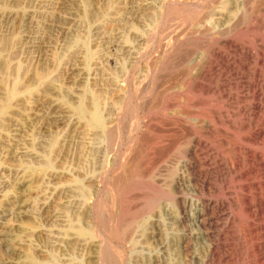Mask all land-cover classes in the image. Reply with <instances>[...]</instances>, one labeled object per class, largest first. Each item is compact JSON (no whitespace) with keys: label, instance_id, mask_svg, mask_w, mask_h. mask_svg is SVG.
Instances as JSON below:
<instances>
[{"label":"rangeland","instance_id":"1","mask_svg":"<svg viewBox=\"0 0 264 264\" xmlns=\"http://www.w3.org/2000/svg\"><path fill=\"white\" fill-rule=\"evenodd\" d=\"M263 24L264 0H0V62L26 84L10 103L0 82V264H264L245 204L264 209ZM96 104L101 125L80 116Z\"/></svg>","mask_w":264,"mask_h":264},{"label":"bare ground","instance_id":"2","mask_svg":"<svg viewBox=\"0 0 264 264\" xmlns=\"http://www.w3.org/2000/svg\"><path fill=\"white\" fill-rule=\"evenodd\" d=\"M35 1V0H34ZM192 1V0H191ZM168 2V1H167ZM184 2V1H183ZM251 3V2H250ZM219 4V3H218ZM162 5V4H161ZM174 5V4H173ZM164 6V5H163ZM207 6H209V5H207ZM165 7V6H164ZM205 8V7H204ZM94 12H96V11H94ZM98 12V11H97ZM101 12V11H100ZM157 12V11H156ZM243 14H245V13H243ZM100 15H102V14H100ZM99 15V16H100ZM160 15H161V13L159 14V16L158 17H160ZM103 17V16H102ZM100 18H101V16H100ZM147 18V17H146ZM204 18V17H203ZM241 18V17H240ZM100 20V19H99ZM208 20V19H207ZM224 20V19H223ZM96 21V20H95ZM148 21H149V19H148ZM205 21V20H204ZM225 21V20H224ZM231 21V20H230ZM233 21V20H232ZM239 21H240V19H239ZM251 21V20H250ZM263 21V20H262ZM201 23H203V28H204V30H203V32L204 31H209L210 33H214L215 35L216 34H219V30H214L213 29V27H210L208 24H205L204 22H202V21H200ZM206 22V21H205ZM222 23V22H221ZM228 23V22H227ZM226 23V24H227ZM239 23V22H238ZM240 24V23H239ZM243 24V23H242ZM262 24V23H261ZM197 25V24H196ZM200 25V24H199ZM236 25V24H235ZM234 25V26H235ZM238 25V24H237ZM264 25V24H263ZM233 26V27H234ZM241 26V25H240ZM198 27V26H197ZM232 27V28H233ZM214 28H216V27H214ZM197 29V28H196ZM187 30H188V28H187ZM192 30V29H191ZM193 30H194V28H193ZM202 30V29H201ZM228 30V29H227ZM152 31H154L155 32V29H152ZM224 31V30H223ZM13 32V31H12ZM192 32V31H191ZM202 32V33H203ZM226 32V31H225ZM199 33V32H198ZM195 34V33H194ZM224 34V33H223ZM228 34V33H227ZM221 35V34H220ZM225 35H226V33H225ZM225 35H223V36H225ZM214 36V35H213ZM16 37V36H15ZM9 38V37H8ZM7 38V39H8ZM75 38H76V36H75ZM10 39V38H9ZM9 39L6 41L5 39H3V40H5V42H4V44L2 45V47H1V49H0V55H1V53L2 52H4V51H6L8 48H10L11 46H12V40H11V42L9 41ZM12 39V38H11ZM77 39V38H76ZM18 40V39H17ZM16 40V41H17ZM78 40H80V39H78ZM16 41H15V43H16ZM144 42V41H143ZM224 42V41H223ZM222 42V43H223ZM145 43H147V42H145ZM209 43V42H208ZM205 44V43H204ZM225 44V43H224ZM232 44V43H231ZM230 44V45H231ZM236 44V43H235ZM77 45V44H76ZM146 45V44H145ZM202 45V44H201ZM228 45V44H227ZM208 46V45H207ZM233 46V45H232ZM14 47H15V45H14ZM148 47H149V45H147L146 46V48L144 49V51H147L148 50ZM205 47H206V45H205ZM227 47V46H226ZM240 47V46H239ZM16 48V47H15ZM202 48V47H201ZM232 48V47H231ZM230 48V49H231ZM13 50V49H12ZM15 50V49H14ZM217 50V49H216ZM244 50V49H243ZM9 51H10V49H9ZM215 51V50H214ZM213 51V52H214ZM245 52V51H244ZM250 52H252V51H250ZM6 53H8V52H6ZM232 53V52H231ZM15 54H16V52H15ZM144 54V53H143ZM193 54V53H192ZM236 54V53H235ZM194 55V54H193ZM193 55H191V56H193ZM213 55H214V53H213ZM218 55V54H217ZM224 55V54H223ZM227 55V54H226ZM255 55V54H254ZM234 56V55H233ZM237 56V55H236ZM242 56V55H241ZM248 56V55H247ZM257 56V55H256ZM263 56V55H262ZM12 57V56H11ZM13 57H14V55H13ZM229 57V56H228ZM249 57V56H248ZM4 58V57H3ZM201 58V57H200ZM222 58V57H221ZM231 58V57H230ZM257 58V57H256ZM263 58V57H262ZM5 59H7V56H6V58ZM13 59V58H12ZM16 59V58H15ZM184 59H186V58H184ZM183 59V60H184ZM190 59V58H189ZM204 59V58H203ZM11 60V59H10ZM206 60V59H205ZM204 60V61H205ZM264 60V59H263ZM12 61V60H11ZM135 61V60H134ZM170 61V60H169ZM193 61V60H192ZM209 61V60H208ZM208 61H206V62H208ZM174 62V61H173ZM233 62H234V60H233ZM247 62H249V61H247ZM256 62V61H255ZM186 63V62H185ZM205 63V62H204ZM217 63V62H216ZM220 63V62H219ZM226 63V62H225ZM9 64H10V62H9ZM7 62H4V61H2V62H0V74L2 75H4L5 74V76H6V78H4L3 77V75L1 76V79H0V82H1V86H6V87H8L7 88V90H5V92L6 93H3V94H5V97H6V99H7V101L8 102H10V103H12L11 101H13V100H15L16 99V101H18L17 100V98L20 96V91H22L21 90V88L22 87H24V85H26V84H23L22 85V82H20V70H18L17 72H15L16 70H14V72L15 73H13V76L15 77L16 76V78L14 79V78H12L13 79V82H12V80H10V82L9 83H12V84H9L8 83V78L9 77H11L10 76V74H8L9 73V71H10V65H9ZM134 64V63H133ZM153 64V63H152ZM159 64V63H158ZM171 64V63H170ZM212 64V63H211ZM211 64H208L207 66H210ZM241 64V63H240ZM154 65V64H153ZM157 65V64H156ZM214 65H216V64H214ZM234 65V64H233ZM13 66V65H12ZM136 66V65H135ZM205 66L206 65H203L202 66V63H201V61H199V62H197L196 64H195V66H191V68H190V70H189V72L187 73L188 74V76L190 75L191 77V79H192V81L193 82H195V89L197 88V90H198V88L199 87H202V84H201V80L203 81V79H206L207 78V74H208V71H206V69H208V68H206L205 69ZM219 66V65H218ZM221 66H223V65H221ZM221 66H220V68H221ZM235 66V65H234ZM17 67V66H16ZM28 67V66H27ZM167 67V66H166ZM211 67V66H210ZM230 67V66H229ZM232 67V66H231ZM230 67V68H231ZM130 68V67H129ZM134 68V67H133ZM153 68V67H152ZM157 68V67H156ZM15 69V68H14ZM28 69V68H27ZM26 69V70H27ZM29 69H30V71H31V68L29 67ZM33 69V68H32ZM35 70V69H34ZM38 70H40V69H38ZM42 70V69H41ZM153 70V69H152ZM209 70V69H208ZM224 70V69H223ZM232 70V69H231ZM25 71V70H24ZM48 71V70H47ZM188 71V70H187ZM186 71V72H187ZM194 71V72H193ZM220 71V70H219ZM226 71V70H225ZM230 71V70H229ZM236 71V70H235ZM12 72H13V69H12ZM26 72V71H25ZM37 72V71H36ZM124 72V71H123ZM210 72V71H209ZM217 72V71H216ZM224 72V71H223ZM222 72V73H223ZM228 72V71H227ZM244 72V71H243ZM28 73V72H27ZM131 73V72H130ZM152 73H154V72H152ZM181 74L183 73L182 71L180 72ZM219 73V72H218ZM226 73V72H225ZM252 73H253V71H252ZM261 73V72H260ZM23 74H25V73H23ZM50 74V73H49ZM48 74V75H49ZM132 74V73H131ZM184 74V73H183ZM186 74V73H185ZM185 74H184V76H185ZM210 74V73H209ZM215 74V73H214ZM239 74V73H238ZM247 74V73H246ZM250 74V73H249ZM7 75H8V78H7ZM28 75V74H27ZM30 75V74H29ZM34 75V74H33ZM223 75V74H222ZM228 75H229V73H228ZM227 75V76H228ZM231 75V74H230ZM244 75V74H243ZM23 76V75H22ZM153 76V75H152ZM168 76V75H167ZM176 76H178V75H176ZM219 76V75H218ZM225 76V75H224ZM258 76V75H257ZM24 77V76H23ZM180 77L181 78H183V76H181L180 75ZM179 76L177 77V79L178 78H180ZM186 77H187V75H186ZM210 77V76H209ZM216 77V76H215ZM235 77V76H234ZM248 77V76H247ZM260 77V76H259ZM259 77H257V78H259ZM32 78V77H31ZM161 78H163V77H161ZM180 78V79H181ZM249 78V77H248ZM43 79H44V76L43 75H41V74H38V75H36L34 78H33V80L31 81L32 82V84H31V86L28 88V92L29 93H32L33 92V89H32V86L33 85H37V84H35V83H38V82H40V81H43ZM47 79V78H46ZM46 79H45V81H44V83L46 82ZM176 79V80H177ZM179 79V80H180ZM233 79V78H232ZM237 79V78H236ZM263 79V78H262ZM24 80V79H23ZM27 80V79H26ZM183 80V79H182ZM190 80V79H189ZM220 80H222V78L220 79ZM259 80V79H258ZM175 81V80H174ZM181 81V80H180ZM178 82V80H177V82L180 84L181 82ZM212 81V80H211ZM229 81H230V79H229ZM249 81V80H248ZM124 82H126V80L124 81ZM183 82V81H182ZM209 82V81H208ZM227 82V81H226ZM233 82H234V80H233ZM245 82V81H244ZM247 82V81H246ZM259 82V81H258ZM263 82V81H262ZM29 83V82H28ZM152 83V82H151ZM150 83V84H151ZM170 83V82H169ZM204 83V82H203ZM211 83V82H210ZM257 83V82H256ZM264 83V82H263ZM42 84V83H41ZM48 84V83H47ZM178 84V85H179ZM194 84V83H193ZM242 84V83H241ZM258 84V83H257ZM174 85H176V84H174ZM189 85V84H188ZM191 85V84H190ZM206 85V84H205ZM205 85H203V86H205ZM210 85V84H209ZM223 85V84H222ZM236 85H237V83H236ZM259 85V84H258ZM261 85V84H260ZM41 86V85H40ZM46 86V85H45ZM220 86V85H219ZM234 86V85H233ZM250 86V85H249ZM263 86V85H262ZM48 87H49V85H48ZM226 87V86H225ZM232 87V86H231ZM47 88V87H46ZM132 88V87H131ZM171 88H173V87H171ZM171 88H169V89H171ZM211 88V87H210ZM228 88V87H227ZM233 88V87H232ZM231 88V89H232ZM247 88V87H246ZM2 89V88H1ZM127 89V88H126ZM125 89V90H126ZM174 90H175V86H174V88H173ZM176 89H177V87H176ZM238 89V88H237ZM249 89V88H248ZM260 89V88H259ZM262 89V88H261ZM44 90V89H43ZM173 90V91H174ZM178 90V89H177ZM184 90V89H183ZM217 90V89H216ZM244 90H246V89H244ZM251 92H252V96H251V100H252V104L254 105L255 104V106L253 107V108H257L258 107V105H256V101L260 98V97H264V91H262V95L260 94V92H261V90H258V88L255 86V85H252L251 86ZM46 92L48 91V89L47 90H45ZM44 91V92H45ZM181 91V90H180ZM185 91V90H184ZM210 92H211V89L209 90ZM243 91V90H242ZM23 92V91H22ZM49 92V91H48ZM197 92V91H196ZM204 92V91H203ZM214 92V91H213ZM231 92V91H230ZM236 92H238V91H236ZM216 93V92H215ZM232 94V93H231ZM244 94V93H243ZM204 95V94H203ZM207 95V94H206ZM211 95V94H210ZM219 95H221V94H219ZM238 95V94H237ZM245 95V94H244ZM4 96V95H3ZM30 96V95H29ZM32 96V95H31ZM34 96V95H33ZM213 96V95H212ZM233 96V95H232ZM246 96V95H245ZM235 97V96H234ZM239 97V96H238ZM237 97V98H238ZM242 97V96H241ZM240 97V98H241ZM2 98V97H1ZM20 98V97H19ZM25 98V97H24ZM26 98H28V97H26ZM180 98V97H179ZM231 98V97H230ZM250 98V97H249ZM3 99V98H2ZM175 99V98H174ZM188 99V98H187ZM186 99V100H187ZM222 99V98H221ZM239 99V98H238ZM264 99V98H263ZM4 100V99H3ZM28 100H29V98H28ZM91 100V99H90ZM89 100V101H90ZM178 100V99H177ZM189 100H191V99H189ZM225 100V99H224ZM230 100V99H229ZM246 100V99H245ZM248 100V99H247ZM6 101V100H5ZM21 101V100H20ZM92 101V100H91ZM121 101V100H120ZM124 101V100H123ZM243 101H244V98H243ZM250 101V100H249ZM87 102V104H88V101H86ZM176 102V101H175ZM15 103V102H14ZM204 103H205V101H204ZM204 103H203V106H205L204 105ZM225 103V102H224ZM233 103V102H232ZM242 103V102H241ZM250 103V102H249ZM261 103V102H260ZM262 103H263V101H262ZM86 104V105H87ZM98 104V103H97ZM95 105L92 109H88V108H86L85 106H84V108H82L81 110H80V116H83V117H85V116H90V119H91V122L93 123V124H95V125H101V123H102V118H101V114H100V111H99V107H98V105ZM149 104V103H148ZM182 104V103H181ZM238 104V103H237ZM9 105V104H8ZM13 105V104H12ZM17 105V104H16ZM94 105V104H93ZM171 105V104H170ZM195 105V104H194ZM242 105H243V103H242ZM175 106V105H174ZM232 106V105H231ZM18 107V106H17ZM26 107V106H25ZM88 107H89V104H88ZM91 107V106H90ZM89 107V108H90ZM170 107V106H169ZM192 107V106H191ZM195 107V106H194ZM233 107V106H232ZM238 107V106H237ZM262 107V106H261ZM121 108V107H120ZM172 108V107H171ZM175 108V107H174ZM193 108V107H192ZM230 108V107H229ZM7 109H8V106H7V104L6 103H4L1 107H0V115H2L3 113H5L6 111H7ZM10 109V108H9ZM79 109V108H78ZM173 109V108H172ZM239 109V108H238ZM237 109V110H238ZM242 109V108H241ZM254 109V110H255ZM258 109V108H257ZM184 110H186V109H184ZM188 110V109H187ZM228 110V109H227ZM264 110V109H263ZM146 111V110H145ZM194 111V110H193ZM250 111V110H249ZM195 112V111H194ZM259 112V111H258ZM14 113V112H13ZM13 113H11V114H13ZM185 113V112H184ZM190 113V112H189ZM193 113V112H192ZM191 113V114H192ZM263 113V112H262ZM16 114V113H15ZM197 114V113H196ZM199 114V113H198ZM213 114V113H212ZM211 114V115H212ZM219 114V113H218ZM217 114V115H218ZM233 114V113H232ZM232 114H230V115H232ZM235 114V113H234ZM240 114V113H239ZM250 114V113H249ZM253 114V113H252ZM185 115H187V114H185ZM202 115V114H201ZM217 115H216V117H217ZM227 115V114H226ZM257 115V114H256ZM188 116V115H187ZM215 116V115H214ZM222 116V115H221ZM240 116V115H239ZM258 116V115H257ZM186 117V116H185ZM189 117V116H188ZM226 117V116H225ZM234 117V116H233ZM238 117V116H237ZM241 117V116H240ZM252 117V116H251ZM212 118H213V116H212ZM243 118V117H242ZM200 118L199 117H196V118H194V120H192V122L193 121H195V123H196V125L200 122V120H199ZM231 119V118H230ZM4 120V119H3ZM232 120V119H231ZM244 120V119H243ZM5 121H7V120H5ZM189 121H191V120H189ZM226 121V120H225ZM255 122V121H254ZM178 123V122H177ZM177 123H175V124H177ZM203 123H205V122H203ZM202 123V124H203ZM215 123H216V120H215ZM248 123H250V122H248ZM257 123V122H256ZM179 124V123H178ZM228 124H230V123H228ZM104 125V124H103ZM188 125V124H187ZM233 125V124H232ZM253 125V124H252ZM172 126H174V125H172ZM176 126V125H175ZM183 126V125H182ZM209 126H210V124H209ZM251 126V125H250ZM2 127V126H1ZM170 127V126H169ZM181 127V126H180ZM185 127V126H184ZM190 126H188V128H189ZM206 127V126H205ZM262 127V126H261ZM103 128V127H102ZM208 128V127H207ZM212 128V127H211ZM236 128V127H235ZM234 128V129H235ZM260 128V124H255V129H259ZM183 129H185V128H183ZM187 129V128H186ZM203 129H205V128H203ZM239 129V128H238ZM251 129H254V127L253 128H251ZM91 130V129H90ZM189 132H190V128L189 129H187ZM210 130V129H209ZM228 130V129H227ZM249 130V129H248ZM173 131V130H172ZM175 131V130H174ZM186 131V130H185ZM193 131V130H192ZM208 131V130H207ZM233 131V130H232ZM254 131V130H253ZM256 131V130H255ZM260 131V130H259ZM212 132V131H211ZM245 132V131H244ZM188 133V132H187ZM213 133V132H212ZM254 133V132H253ZM193 134H195V133H193ZM205 134V133H204ZM211 134V133H210ZM251 134V133H250ZM207 135V134H206ZM213 135H214V133H213ZM252 135V134H251ZM254 135H256V134H254ZM231 136V135H230ZM257 136V135H256ZM188 137H190V136H188ZM232 137V136H231ZM230 137V138H231ZM234 137V136H233ZM246 137V136H245ZM258 137V136H257ZM186 139H188L187 137H185ZM184 138V139H185ZM193 138V137H192ZM236 138V137H235ZM238 138V137H237ZM254 138H256V137H254ZM156 139V138H155ZM189 139H191V138H189ZM199 139V138H198ZM238 139H240V137L238 138ZM245 139V138H244ZM206 140V139H205ZM254 140V139H253ZM264 140V139H263ZM245 141V140H244ZM224 142V141H223ZM251 142V141H250ZM264 142V141H263ZM198 143V145H201L202 143H201V141H198L197 142ZM248 143H249V141H248ZM225 144V143H224ZM257 144V143H256ZM227 145V144H226ZM229 145V144H228ZM227 145V146H228ZM264 146V145H263ZM176 147V146H175ZM174 147V148H175ZM187 147V146H186ZM231 147V146H230ZM235 147V146H234ZM233 146H232V148H234ZM244 147H245V145H244ZM198 148V147H197ZM148 149V148H147ZM172 149V148H171ZM196 149V148H195ZM174 150V149H173ZM216 150V149H215ZM235 151L237 150V149H234ZM168 151V150H167ZM217 151V150H216ZM245 151V150H244ZM249 151V150H248ZM188 152V151H187ZM201 152V151H200ZM230 152H231V148H230ZM238 152H240V151H238ZM195 153V155H196V152H194ZM242 153V152H241ZM246 153V152H245ZM249 153H251L250 151H249ZM208 154V153H207ZM213 154V153H212ZM240 154V153H239ZM247 154V153H246ZM203 155V154H202ZM205 155V154H204ZM218 155V154H217ZM241 155V154H240ZM187 156V155H186ZM208 156V155H207ZM224 156V155H223ZM244 156V155H243ZM242 156V157H243ZM246 156V155H245ZM248 156V155H247ZM258 156V155H257ZM255 154H253L252 155V158H253V161H256V159L258 158ZM168 157V156H167ZM203 157H205V156H203ZM211 157V156H210ZM236 157V156H235ZM189 158V157H188ZM222 158V157H221ZM227 158V157H226ZM234 158V157H233ZM237 158H239V156L237 157ZM245 158H248V157H245ZM259 158L260 159H262V160H264V157H260L259 156ZM229 159V158H228ZM251 159V158H250ZM208 160V159H207ZM243 160V159H242ZM47 161V160H46ZM45 161V162H46ZM161 161V160H160ZM212 161V160H211ZM228 161V160H227ZM246 161V160H245ZM250 161V160H249ZM210 162V161H209ZM233 162H235V161H233ZM243 162V161H242ZM256 162H258V161H256ZM185 163V162H184ZM200 163H201V161H200ZM251 163V162H250ZM215 164V163H214ZM224 164V163H223ZM254 164H255V162H254ZM257 164V163H256ZM157 165V164H156ZM182 165V164H181ZM197 165V164H196ZM228 165V164H227ZM245 165V164H244ZM251 166H252V164H250ZM250 165H249V167H250ZM186 166V165H185ZM214 166V165H213ZM212 166V167H213ZM219 166V165H218ZM224 166V165H223ZM239 166V165H238ZM246 166V165H245ZM244 166V167H245ZM215 167V166H214ZM213 167V168H214ZM248 167V168H249ZM253 167V166H252ZM212 168V169H213ZM220 168V167H219ZM229 168V167H228ZM153 169V168H152ZM180 169H181V167H180ZM203 169V168H202ZM217 169V168H216ZM230 169V168H229ZM184 170V169H183ZM196 170V169H195ZM261 170V169H260ZM259 170V171H260ZM174 171V170H173ZM194 171V170H193ZM213 171V170H212ZM233 171V170H232ZM258 171V170H257ZM176 172H178V171H176ZM218 172V174H219V171H217ZM222 172V171H221ZM183 173V172H182ZM205 173V172H204ZM210 173V172H209ZM229 173V172H228ZM234 173V172H233ZM237 173V172H236ZM244 173V172H243ZM253 173V172H252ZM177 174V173H176ZM185 174V173H184ZM208 174V173H207ZM221 174V173H220ZM219 174V175H220ZM99 175V174H98ZM179 175V174H178ZM218 175V176H219ZM222 175V174H221ZM226 175V174H225ZM224 175V176H225ZM231 175V174H230ZM238 175V174H237ZM252 175V174H251ZM254 175V174H253ZM259 175V174H258ZM261 175H262V173H261ZM175 176V175H174ZM217 176V177H218ZM229 176V175H228ZM262 176H264V175H262ZM190 177V176H189ZM215 177V176H214ZM231 177V176H230ZM248 177V176H247ZM97 178H98V176H97ZM197 178V177H196ZM195 178V179H196ZM204 178V177H203ZM216 178V177H215ZM223 178V177H222ZM226 178V177H225ZM224 178V179H225ZM254 178V177H253ZM259 178H260V176H259ZM183 179V178H182ZM189 179V178H188ZM208 179V178H207ZM219 179V178H218ZM230 179V178H229ZM248 179V178H247ZM179 180V179H178ZM214 180V179H213ZM212 180V181H213ZM222 180V179H221ZM252 180V179H251ZM182 181V180H181ZM180 181V182H181ZM209 181V180H208ZM224 181V180H223ZM230 181V180H229ZM248 181V180H247ZM228 182V181H227ZM238 182V181H237ZM242 182V181H241ZM241 182H239L238 184H240ZM253 182V181H252ZM251 182V183H252ZM204 183V182H203ZM207 183V182H206ZM214 183V182H213ZM222 183V182H221ZM249 183V182H248ZM182 184V183H181ZM243 184V183H242ZM180 185V184H179ZM213 185V184H212ZM263 185V184H262ZM188 186V185H187ZM197 186V185H196ZM200 186V185H199ZM198 186V187H199ZM202 186V185H201ZM246 186V185H245ZM253 186H254V184H253ZM257 186V185H256ZM261 186V185H260ZM78 187V186H77ZM216 187H217V185H216ZM240 187H242V186H240ZM184 188V187H183ZM197 188V187H196ZM215 188V187H214ZM235 188V187H234ZM77 189V188H76ZM178 189H179V187H178ZM201 189V188H200ZM249 189H250V185H249ZM81 190V189H80ZM186 190H187V188H186ZM194 190V189H193ZM214 190V189H213ZM192 191V190H191ZM201 191V190H200ZM208 191V190H207ZM206 191V192H207ZM243 191V190H242ZM249 191V190H248ZM255 191V190H254ZM261 191V190H260ZM82 192V191H81ZM170 192V191H169ZM219 192V191H218ZM245 192V191H244ZM250 192V191H249ZM195 193V192H194ZM198 193V192H197ZM212 193V192H211ZM83 194H84V192H83ZM97 194V193H96ZM183 194V193H182ZM206 194H208V193H206ZM215 194H217V193H215ZM242 194H244V193H242ZM261 194V193H260ZM85 195V194H84ZM99 195V194H98ZM171 195V194H170ZM190 195V194H189ZM198 195V194H197ZM230 195V194H229ZM236 195H238V194H236ZM249 195V194H248ZM173 196V195H172ZM193 197V196H192ZM197 197V196H196ZM235 197V196H234ZM257 198V197H256ZM259 198H260V196H259ZM175 199V198H174ZM222 199V198H221ZM235 199V198H234ZM239 199V198H238ZM243 199V198H242ZM246 199V198H245ZM251 199V198H250ZM255 200V199H254ZM253 200V201H254ZM258 200V199H257ZM260 200V199H259ZM258 200V201H259ZM231 201V200H230ZM239 201H241V200H239ZM248 201L249 200H246L245 201V204H246V206H247V208H248V210L250 211V213H251V216L253 217V219L254 218H258V215H260V216H264V209H262V207L260 206V205H256V204H253L252 202H249L248 203ZM96 202V201H95ZM218 202V201H217ZM186 203V202H185ZM189 203V202H188ZM208 203V202H207ZM211 203V202H210ZM222 203V202H221ZM195 204V203H194ZM230 204V203H229ZM261 204L263 205V203L261 202ZM201 205V204H200ZM207 205V204H206ZM222 205V204H221ZM227 205V204H226ZM236 205V204H235ZM234 205V206H235ZM238 205V204H237ZM236 205V206H237ZM239 205H240V203H239ZM230 206V205H229ZM233 206V207H234ZM91 207V206H90ZM191 207V206H190ZM203 207V206H202ZM224 207V206H223ZM243 207V206H242ZM263 207H264V205H263ZM206 208V207H205ZM209 208V207H208ZM234 208H236V207H234ZM222 209V208H221ZM237 209H238V207H237ZM241 209V208H240ZM199 210V209H198ZM187 211V210H186ZM217 211H219V210H217ZM213 212H215V211H213ZM221 212H223V210L221 211ZM227 212V211H226ZM234 212V211H233ZM188 213V212H187ZM85 214V213H84ZM191 214V213H190ZM221 214H223V213H221ZM220 213L218 214V215H221ZM228 214V213H227ZM82 215V214H81ZM232 215V214H231ZM73 216V215H72ZM79 216V215H78ZM77 216V217H78ZM186 216V215H185ZM213 216V215H212ZM226 216V215H225ZM223 217V216H222ZM73 218V217H72ZM81 218V217H80ZM79 218V219H80ZM87 218V217H86ZM179 218V217H178ZM183 218V217H182ZM220 218V217H219ZM237 218V217H236ZM262 218V217H261ZM222 219V218H221ZM233 219V218H232ZM235 219V218H234ZM233 219V220H234ZM249 219V218H248ZM233 220H232V222H233ZM258 220V219H257ZM262 220H263V218H262ZM213 221V220H212ZM217 221V220H216ZM229 221V220H228ZM227 221V222H228ZM237 222V221H236ZM136 223V222H135ZM192 223V222H191ZM198 223V222H197ZM257 223H259V222H257ZM198 225V224H197ZM230 225V224H229ZM260 225V224H259ZM246 226V225H245ZM75 227V226H74ZM99 227V226H98ZM185 227V226H184ZM218 227H219V225H218ZM223 227V226H222ZM232 227V226H231ZM83 228V227H82ZM212 228V227H211ZM246 228V227H245ZM262 228V227H261ZM78 229V228H77ZM260 229V228H259ZM259 229H258V231H259ZM135 230V229H134ZM218 230V229H217ZM231 230H233V229H231ZM243 230V229H242ZM92 231V230H91ZM225 231H227V230H225ZM80 232L82 233V234H85V231H83V230H80ZM132 232H134V231H131V233ZM229 232V231H228ZM237 232V231H236ZM246 232H249V231H246ZM206 233V232H205ZM216 233V232H215ZM245 233V232H244ZM243 233V234H244ZM71 234V233H70ZM214 234V233H213ZM75 235H76V233H75ZM78 235V234H77ZM128 235H129V233H128ZM186 235V234H185ZM194 235V234H193ZM237 235V234H236ZM79 236V235H78ZM82 236V235H81ZM133 236V235H132ZM132 236H130V238L132 237ZM231 236V235H230ZM233 236V235H232ZM241 236V235H240ZM243 236V235H242ZM184 237V236H183ZM251 237H252V239L254 240V238H255V240H258V236L257 235H254V238H253V235H251ZM251 237H250V239H251ZM90 238V237H89ZM129 238V239H130ZM188 238V237H187ZM190 238V237H189ZM226 238V237H225ZM229 238H231V237H229ZM243 238V237H242ZM247 238V237H246ZM245 238V239H246ZM125 239V238H124ZM128 239V240H129ZM182 239V238H181ZM186 239V238H185ZM224 239V238H223ZM249 239V238H248ZM85 240V239H84ZM192 240V239H191ZM238 240V239H237ZM247 240V239H246ZM263 240V239H262ZM234 241V240H233ZM240 241H242V240H240ZM249 241V240H248ZM128 242V241H127ZM224 242V241H223ZM243 242V241H242ZM255 242H257V241H255ZM261 242V241H260ZM264 242V241H263ZM225 243V242H224ZM228 244H230V243H228ZM251 244V243H250ZM249 244V245H250ZM190 245V244H189ZM239 245H240V243H239ZM243 245V244H242ZM245 245V244H244ZM244 245H243V247H244ZM259 245V244H258ZM249 247V246H248ZM237 248H238V246H237ZM250 248V247H249ZM230 249V248H229ZM247 249V248H246ZM251 249V248H250ZM211 250V249H210ZM217 250V249H216ZM247 250H249V249H247ZM253 250V249H252ZM254 251L256 252H258V253H262L263 251H264V248H263V246L262 245H259V246H257L256 247V250L254 249ZM187 252V251H186ZM189 252H190V250H189ZM247 252V251H246ZM212 253V252H211ZM208 255V254H207ZM212 255V254H211ZM210 255V256H211ZM255 255V254H254ZM261 255H264V253H262ZM54 257V256H53ZM250 257V256H249ZM254 257V256H253ZM211 258V257H210ZM227 258V257H226ZM111 259V258H110ZM220 259V258H219ZM252 259V258H251ZM255 260V259H254ZM50 261V260H49ZM56 261V260H55ZM51 262V261H50ZM99 262V261H98ZM255 262V261H254ZM53 263V262H52ZM83 263V262H82ZM253 263V262H252ZM108 264H109V262H108ZM115 264V263H114ZM119 264V263H118ZM203 264V263H202ZM217 264V263H216Z\"/></svg>","mask_w":264,"mask_h":264}]
</instances>
